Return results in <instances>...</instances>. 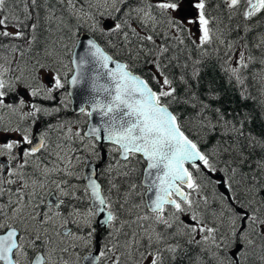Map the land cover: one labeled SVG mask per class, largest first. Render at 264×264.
Segmentation results:
<instances>
[{"label": "snow or ice", "instance_id": "snow-or-ice-1", "mask_svg": "<svg viewBox=\"0 0 264 264\" xmlns=\"http://www.w3.org/2000/svg\"><path fill=\"white\" fill-rule=\"evenodd\" d=\"M0 264H264V0H0Z\"/></svg>", "mask_w": 264, "mask_h": 264}, {"label": "water", "instance_id": "water-1", "mask_svg": "<svg viewBox=\"0 0 264 264\" xmlns=\"http://www.w3.org/2000/svg\"><path fill=\"white\" fill-rule=\"evenodd\" d=\"M80 89L73 90L72 108L74 111H78L80 105Z\"/></svg>", "mask_w": 264, "mask_h": 264}, {"label": "flooded vegetation", "instance_id": "flooded-vegetation-1", "mask_svg": "<svg viewBox=\"0 0 264 264\" xmlns=\"http://www.w3.org/2000/svg\"><path fill=\"white\" fill-rule=\"evenodd\" d=\"M63 115H64L66 118H68V119H78V118H80L79 115L74 116V114L70 112L69 107H68V109L63 113ZM71 116H72V118H71Z\"/></svg>", "mask_w": 264, "mask_h": 264}]
</instances>
